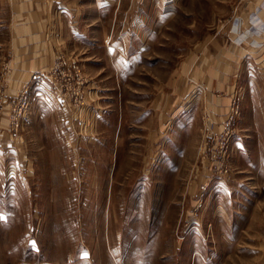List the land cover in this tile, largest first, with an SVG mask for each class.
Here are the masks:
<instances>
[{
    "label": "rangeland",
    "instance_id": "374dc122",
    "mask_svg": "<svg viewBox=\"0 0 264 264\" xmlns=\"http://www.w3.org/2000/svg\"><path fill=\"white\" fill-rule=\"evenodd\" d=\"M0 264H264V0H0Z\"/></svg>",
    "mask_w": 264,
    "mask_h": 264
},
{
    "label": "crops",
    "instance_id": "0c3cea01",
    "mask_svg": "<svg viewBox=\"0 0 264 264\" xmlns=\"http://www.w3.org/2000/svg\"><path fill=\"white\" fill-rule=\"evenodd\" d=\"M53 14H54V13H53ZM60 14H61V15H62V14H63V15H66V14H67V11H65V10H63V9L57 11V15H60ZM56 21H58V20H56ZM58 24H59V21H58ZM57 28H59L58 31H60V26H58ZM53 29H54V28H53ZM54 30H55V29H54Z\"/></svg>",
    "mask_w": 264,
    "mask_h": 264
}]
</instances>
